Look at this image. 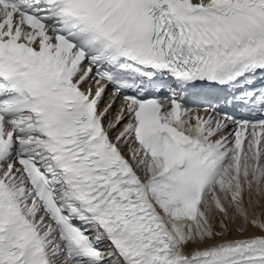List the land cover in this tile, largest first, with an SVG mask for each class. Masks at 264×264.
<instances>
[{"label":"snow or ice","instance_id":"obj_1","mask_svg":"<svg viewBox=\"0 0 264 264\" xmlns=\"http://www.w3.org/2000/svg\"><path fill=\"white\" fill-rule=\"evenodd\" d=\"M0 264H264V0H0Z\"/></svg>","mask_w":264,"mask_h":264},{"label":"bare ground","instance_id":"obj_2","mask_svg":"<svg viewBox=\"0 0 264 264\" xmlns=\"http://www.w3.org/2000/svg\"><path fill=\"white\" fill-rule=\"evenodd\" d=\"M251 234V230L248 233H245V235H250Z\"/></svg>","mask_w":264,"mask_h":264}]
</instances>
